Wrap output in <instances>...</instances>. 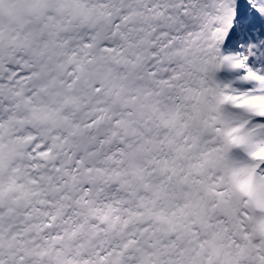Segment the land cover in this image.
<instances>
[{"label":"snow or ice","instance_id":"6c2138e0","mask_svg":"<svg viewBox=\"0 0 264 264\" xmlns=\"http://www.w3.org/2000/svg\"><path fill=\"white\" fill-rule=\"evenodd\" d=\"M0 264H264V0H0Z\"/></svg>","mask_w":264,"mask_h":264}]
</instances>
